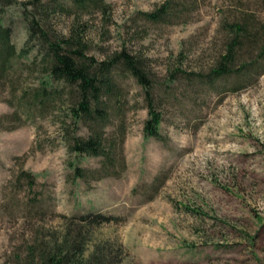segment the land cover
<instances>
[{"label": "rangeland", "instance_id": "1", "mask_svg": "<svg viewBox=\"0 0 264 264\" xmlns=\"http://www.w3.org/2000/svg\"><path fill=\"white\" fill-rule=\"evenodd\" d=\"M164 4L161 19L146 15ZM29 16L56 36L80 33L88 56L126 50L148 71L147 87L121 67L111 73L119 98L107 100L101 131L112 166L70 150L69 133L90 131L69 114V88L52 105L30 106L47 69L39 41L27 42ZM3 17L17 53L0 76V264H25L32 245L90 212L113 219L87 231L86 256L108 242L119 251L114 264H264V0H104L83 9L17 0ZM235 23L248 37L232 71L214 78ZM149 103L161 116L157 136L146 131Z\"/></svg>", "mask_w": 264, "mask_h": 264}, {"label": "trees", "instance_id": "2", "mask_svg": "<svg viewBox=\"0 0 264 264\" xmlns=\"http://www.w3.org/2000/svg\"><path fill=\"white\" fill-rule=\"evenodd\" d=\"M80 8L97 7L104 4V0H71ZM17 0H0V76L7 74L11 61L16 57V47L11 40V28L4 21V6L16 4ZM168 5H162L155 11L147 12L148 17L161 19L168 12ZM27 12H25L26 14ZM27 28L29 36L27 42L37 39L40 43V52L43 56V65L46 67V76L41 84L31 89L33 101L30 106L43 108L52 105L57 100L61 90L60 86L69 88L71 102L69 114L75 125L85 123L89 127V133H69L68 144L71 151L79 155L101 156L104 166H112V146L107 147L102 127L109 119L107 100L114 101L118 97L116 82L111 76L114 69L121 67L123 71H129L144 86L149 82L148 71L145 69L141 59L133 56L126 50L116 53L109 59L99 60L94 56H88L80 33L74 32L69 36H56L52 34L40 17H28ZM233 36L228 42L226 51L223 53L212 68L209 75L218 78L232 71V63L235 59L236 49L242 36L248 37V32L242 25L235 23L231 25ZM264 51V44L262 45ZM26 46L22 52L26 51ZM12 59V60H11ZM240 66V69H243ZM57 82L58 86H54ZM117 100V99H116ZM150 105L151 118L146 122V131L149 135H159L161 116L153 103ZM121 104H118L120 107ZM99 126L97 129L94 128ZM79 177H87V169L76 168ZM79 225L65 231L62 237L48 240L46 243L30 247L31 255L25 264H114L116 253L119 251L111 248L108 242L102 246L96 244L90 255L86 256V244L88 230L96 225L111 221L112 216L103 213H87L79 216ZM75 220V219H71ZM114 262V263H113Z\"/></svg>", "mask_w": 264, "mask_h": 264}]
</instances>
